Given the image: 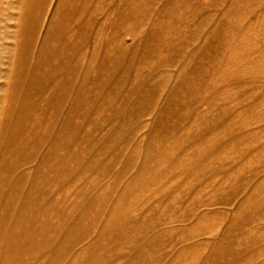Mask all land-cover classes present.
Returning a JSON list of instances; mask_svg holds the SVG:
<instances>
[{
    "label": "rangeland",
    "instance_id": "rangeland-1",
    "mask_svg": "<svg viewBox=\"0 0 264 264\" xmlns=\"http://www.w3.org/2000/svg\"><path fill=\"white\" fill-rule=\"evenodd\" d=\"M23 1L0 0V112L8 108L10 92L4 86L15 67V46L23 38ZM37 8L39 42L48 33L51 17H56L61 24L54 35L68 39L71 47H84L76 60L80 66L65 61L72 54L71 47L59 58L50 57L48 71L64 67L55 83L69 80L74 70L77 78L70 79L76 80L77 90L72 89L70 107L65 104L62 121L39 159L14 173L16 178L34 175L51 141L64 133L62 141L68 148L62 146L50 163L65 159V168L61 175H45L56 182L39 197L40 205L51 207L46 218L40 216V225L56 229L67 225L65 218L52 217L67 211L72 212V219L75 214L70 209L92 206L96 198L101 199L99 206H108V214L115 206L139 207L129 217L152 225L147 239L162 236L155 243L158 251L148 257L156 264H220L215 258L222 259L227 251L240 256L231 264H264V0H48L45 4L38 0ZM59 44L50 42L49 54ZM124 54L116 75L121 83L110 85L118 91L103 92L109 85L103 81L100 63L113 60L108 65L112 66ZM185 71L194 75L186 83L197 91L196 102L189 105L194 110L188 113L189 121L187 114L181 119L168 116V127H155L171 94L185 95L181 90L186 84L179 79ZM85 95L89 96L86 104ZM144 95L151 99L146 111L132 118ZM76 97L82 102L71 116ZM125 98L132 101L120 108ZM38 104L44 107L46 101L40 99ZM51 114H38L44 120L41 133L48 131ZM1 119L0 113V123ZM148 143L153 152L145 185L131 194L125 187L115 189L117 173L130 158L136 160V167L122 186L137 176ZM119 154L123 155L113 170L100 174L103 169L98 164L108 167ZM57 179L64 187L58 186ZM125 196L129 201L118 204ZM50 202L54 205H46ZM105 226L93 229L94 236ZM66 237L65 232L54 240V250L46 252L52 260H57L55 251ZM126 250L116 264L134 256Z\"/></svg>",
    "mask_w": 264,
    "mask_h": 264
},
{
    "label": "bare ground",
    "instance_id": "bare-ground-1",
    "mask_svg": "<svg viewBox=\"0 0 264 264\" xmlns=\"http://www.w3.org/2000/svg\"><path fill=\"white\" fill-rule=\"evenodd\" d=\"M25 1L26 4H24ZM25 1H23L21 7V10H23L20 13L21 19H23V22L21 23L23 29V35L21 37L23 38L15 46V53L13 55L15 67L9 71L10 76L7 75V83L4 86V89L6 87L7 91L10 92V97H6L8 108L0 112L2 115L0 123V264H94V262H98V264H116L118 260L124 257L123 251L125 249H128L134 254L132 258L128 259L129 262L125 264H144L145 261H149L150 264H156L157 261H153V258L148 257L154 255V253L158 251L155 247V243L161 241L162 236L159 234L155 238L147 239L152 225L139 222L138 220L135 222V220H132L129 217L132 210L139 209L138 206H115L113 211L108 214V206H105L104 204L99 206L98 202H100L99 200L101 199L98 200L95 198L92 206H75V208L70 209L74 212L73 214H75L72 219V212L67 214V211L57 212L56 215L52 217L53 219L57 218V220H63L65 218L63 222H67V225L61 224L57 229L52 228L51 225L48 227L50 220L46 224L48 228H45L44 225L43 227L40 225V216L46 218L51 207L45 206V204L40 205L39 197L41 194H45L53 182H56L52 181L51 178L49 179V176L47 177L45 175L47 173L61 175L63 174L61 172H63L65 168V159H63V161L60 160L59 163H56L55 165L50 163V159L56 157L55 155L58 151L61 152V148L63 149L62 146H64V148L67 147L64 145V141H62L64 135L63 132H60L57 135L55 138L57 141H51V144H49L50 148L48 146L49 150L45 153L41 165L35 170L34 175L23 174L17 178L15 177V169L21 166L29 167V165L35 163V161L39 159L40 154L45 150L46 145L50 143V138L55 135L57 130L56 127L60 124L64 115L65 104H68L69 106V101L71 100L70 95L71 92H73L72 89L76 88V80H71L70 78H72L73 75H78L76 71L73 70V75L68 73L72 75L69 80L55 83L56 78L64 70V67L53 68L54 70L52 72L48 71L47 69L52 62L50 57H61L66 50H70L71 46L67 41L68 39L66 40L63 37L54 35L55 31L59 29L58 26L61 24V21H58L60 18L56 20V17L51 16V20H49L47 25L48 33L44 40L39 42V31L37 27V18H39V9L37 8L38 0ZM47 1L48 0H42L44 4L47 3ZM74 10L75 9H73V11ZM86 13L88 14V12ZM52 41H59L60 47L56 51H52V54H49V45ZM79 45L81 44L71 47L72 54L69 56L66 55L67 59L65 58V61L71 62L79 60L77 56L84 50V47ZM125 56L126 54L120 57L118 61L115 62L116 64H113L112 66H108L113 62V60L110 61V59V62L108 63L107 59H103L102 64L100 63V73H105L103 81L105 84L109 85V87L106 90H103V92L118 91V89H115L110 85L113 84L114 86L115 83H121L116 75L119 72L120 60ZM62 59L64 60V58ZM76 62L78 63V61ZM80 63H78V65ZM78 65L74 66L78 67ZM187 72L189 71H185V76L182 73L179 78L180 82H185L184 84H186V87L183 85L184 88L181 90L182 94L185 95L171 94L170 99L168 98L166 100L161 109L162 114L160 113L158 118H156L155 127L161 125H163V127L164 125L168 127L167 124H169V120L166 119L168 116H175V118L181 119L180 117L182 115L187 114L185 118H188L186 121H189L191 114L188 113H192L193 110L192 105H189L191 101L196 102L197 97L195 96V93L197 91L193 85L188 86L186 83V81L193 79L194 76ZM76 78L77 76L75 79ZM51 86H54V89H50L52 88ZM49 90H52L53 92L51 91V93ZM75 90H77V88ZM48 91L50 92V95L46 94ZM150 93H152V91ZM89 96L84 97L83 101L85 104ZM40 99L46 101L44 107L39 106L38 101ZM74 101L76 103L73 104L72 109H70L72 110L71 116L72 113L74 114L79 111L81 105H79V102H82L77 97ZM131 101L129 98H125V101L120 108H127ZM150 101L151 99L148 96H142L137 101V109H134L133 112H131V117L134 118L139 115V112L146 111ZM187 103L188 106H185ZM170 104H174V107L172 108L171 106V108H169ZM110 108H112V106H110ZM48 111L53 112V115L51 114L52 122L49 124L50 127L48 125V131L46 130V133H41L40 130L42 129L40 128H42L44 120L38 117V114H47ZM116 112L119 113L120 109ZM4 122L8 123L4 126ZM174 130H176V128H174ZM149 140L152 142L151 138H149ZM61 141L63 144H61ZM2 147L5 148L3 149ZM152 152L151 144L148 143V151L145 159L138 168L137 176L130 183L122 186L124 179L128 176L130 171L136 167V160L134 158L128 159L129 161L124 163L117 173V181L114 188L118 189L120 187H125L126 192L131 194L142 185H145L144 176L150 168ZM122 155L123 154L116 155L112 164L108 167L98 164V168L100 170L103 169L100 174L103 172H111L114 163L117 162ZM169 160H171V158H169ZM94 167L89 166L88 168L92 169V171H96V168ZM40 175L43 176L39 177ZM57 183L59 184V187H64V183L62 184L58 179ZM97 188L98 187L96 186L94 190ZM128 199L129 198L126 199V196L124 198L121 197L118 200V204L124 202L127 203L129 201ZM85 200H87V198H85ZM63 202L64 201L62 200L60 203L63 204ZM51 204L52 206L54 205L52 202L46 205ZM55 207L56 206L52 207V209ZM84 208L85 211H83ZM78 211H80V214ZM40 212L42 213L41 215ZM103 224H108V226L103 227L100 233L94 236L95 233L93 232V229L97 230L102 227ZM65 232L68 234V238L66 237V239L64 238L63 241H60V249L57 248L55 251L57 260H52L46 252L53 247L54 240H59ZM134 234L138 236L141 235V237L134 238L132 236ZM39 235L42 236V239L39 238ZM90 244H93V247H91ZM102 245L106 247L102 248ZM81 247L83 248L79 252H75V249ZM128 250L126 251L128 252ZM223 255L224 256H221L223 257L222 259H217L218 257L215 258L217 261L220 260V264H223L225 259L227 260L225 264H231V261H236L240 257L237 253L232 254L228 251ZM213 257L216 256H212V258ZM97 260H100V262Z\"/></svg>",
    "mask_w": 264,
    "mask_h": 264
}]
</instances>
